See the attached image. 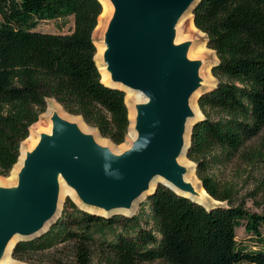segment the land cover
Returning a JSON list of instances; mask_svg holds the SVG:
<instances>
[{
  "label": "trees",
  "instance_id": "16d2710c",
  "mask_svg": "<svg viewBox=\"0 0 264 264\" xmlns=\"http://www.w3.org/2000/svg\"><path fill=\"white\" fill-rule=\"evenodd\" d=\"M99 0H0V175L17 163L20 144L53 98L69 114L115 144L130 120L125 93L102 82L93 32ZM71 19L65 33L37 29L43 21ZM194 26L218 61L216 85L202 93V117L191 130L186 157L212 207L176 194L163 184L147 196L145 225L137 216L103 217L66 197L59 216L41 235L19 240L14 259L31 264H264V211L250 212L241 194L213 172L236 158L257 159L249 144L264 132V0H200ZM120 221V222H119ZM120 223V224H119ZM137 223V221H136ZM253 246L236 240V229ZM111 235V238H108Z\"/></svg>",
  "mask_w": 264,
  "mask_h": 264
},
{
  "label": "water",
  "instance_id": "95a60500",
  "mask_svg": "<svg viewBox=\"0 0 264 264\" xmlns=\"http://www.w3.org/2000/svg\"><path fill=\"white\" fill-rule=\"evenodd\" d=\"M110 1L114 10L105 32L103 57L111 82L143 98L135 105L136 137L129 149L115 154L53 114L51 132L41 133L27 152L17 184L0 186V261L14 235L20 237L11 247V257L16 242L41 235L56 220L61 212V181L74 192L77 201L66 196L77 205L106 212L130 209L158 184L191 200L197 195L185 180L186 169L178 158L186 157L197 121L184 148L185 126L194 115L189 99L201 85L200 62L187 57L189 42L176 44L174 39L179 19L187 10L193 15L200 0ZM156 176L165 182L147 192Z\"/></svg>",
  "mask_w": 264,
  "mask_h": 264
},
{
  "label": "rangeland",
  "instance_id": "374dc122",
  "mask_svg": "<svg viewBox=\"0 0 264 264\" xmlns=\"http://www.w3.org/2000/svg\"><path fill=\"white\" fill-rule=\"evenodd\" d=\"M112 8H113V6H112ZM113 10H114V8H113ZM111 17H112V14L108 17V19H106L104 27L102 26L101 29L94 30V32H93L94 42L100 41L104 45L105 32H106V29H107V26H108V23H109ZM188 26H189V22H188ZM70 27H71V19L55 20V21L50 20V21L41 22L37 26V29L40 31H45V32L65 33L70 29ZM176 29H177V32H176ZM178 30H180V31L183 30L182 22L180 24H178V26L175 27V37H176V35L178 36V32H179ZM191 30H192V33H187L186 31L182 32L183 34H190V36L186 37L184 39H180L176 44H180L183 42H189L188 51L193 45L196 47H199L203 51L202 55H196V56L190 58L191 60H197L200 62L198 71H199V77L201 78V85L196 90V92H195L196 95L193 96L195 94L194 93L189 99V105H190L191 110L193 111V109L191 107L192 101H195V103L197 105L198 96L201 95L202 93H204L205 91L209 90L210 88L214 87V85H216V83H217L216 77H214L212 72H211V67L217 63L218 58H217L214 50H212L206 46V35H205V33H203L200 30H196L195 28H191ZM206 71H208L211 74V77L208 79L209 83L204 82L203 73ZM51 100H54V99L53 98L47 99V101H51ZM139 102H141V101L135 102L133 104V109L135 111L134 121H135V116H136L135 105ZM46 106H47V103H46ZM127 109H128V107H127ZM198 109H199V107H198ZM42 115H43V113L40 114L38 120L36 121V123L33 126H35L41 122V116ZM200 117H202V115ZM129 128H130V125H129ZM133 130H134V126H133ZM30 132H31V128H29V134H30ZM128 132H129V129H128ZM135 137H136L135 132H134V136L132 138H130L128 136V133H127L125 140L122 143L115 144V143L111 142L112 145L109 148L115 154H120V153L124 152L125 150H127L131 147L132 142L135 139ZM20 146H21V144H20ZM248 148L251 150H253V149L254 150H260L261 156L258 157L257 159H252V160H245L244 158L238 157L232 163L228 164L226 167L215 166L213 168V172L216 174V176L222 182L232 183L241 194H244L245 192H251V194H253L252 192H256L255 197H253V198L250 197L246 200V207L249 209L250 212L261 213L264 211V132L261 135H259L255 140H253L249 144ZM185 159L189 160L187 157ZM192 163H193V167H194L195 163L194 162H192ZM181 165L187 171V167L184 164H181ZM11 170H12V168H11ZM11 170L9 171L7 176L0 175V182H6L7 181L8 177L10 176ZM17 179H18V177L16 178L14 184L7 185L5 187L15 186L17 184ZM199 183H200V181H199ZM66 197L67 196H64L63 198L59 199L60 209L62 208L63 202H64ZM145 198L146 197H142L139 200H137V202H134L131 206V208L134 209L133 213L131 212L128 215H125V214H123L119 211H116V210H114L111 213L108 212V214H107L108 216H119V217H121V216H130V217L131 216H137V219L135 221L131 222L130 223L131 225L128 226L127 228L121 227L120 225L117 224V228H116L117 231L122 232V233H131L132 231L137 230L140 226L143 227L145 225V220H146L147 214H148V208L145 207L144 212L140 213L141 205L144 202ZM216 204H219V202L213 200L210 196L207 198V200L204 203V205L208 208L212 207ZM78 205L80 208L85 209L84 206H86V205L79 204V203H78ZM136 221H137V223H136ZM108 238H111V235ZM236 240L239 243L247 244L249 246H253V244H254L252 241V238H250V234L246 233L242 227H239L236 229ZM12 259L14 261L20 263V264H31L28 262H24V261L14 259L13 257H12ZM92 264H101L98 261L97 256L94 257ZM154 264H164V263L157 262Z\"/></svg>",
  "mask_w": 264,
  "mask_h": 264
},
{
  "label": "bare ground",
  "instance_id": "6f19581e",
  "mask_svg": "<svg viewBox=\"0 0 264 264\" xmlns=\"http://www.w3.org/2000/svg\"><path fill=\"white\" fill-rule=\"evenodd\" d=\"M99 1L101 2L103 9H102V13L98 19V23H97L95 30L101 29L102 26L104 27L106 19H108V17L113 12V8H112V4H111L110 0H99ZM181 22H182L183 30H181V31L178 30L179 31L178 36L176 35V37L174 39V43H177L180 39H184V38L190 36V34H183L182 32L186 31L187 33H192L191 28H195L196 30H198L193 24V15L191 14L190 10H187L181 16V18L179 19L176 26H178V24H180ZM188 22H189V26H188ZM176 32H177V29H176ZM94 44L96 47L95 61H96L97 67L100 71V74L102 76V82L109 85V86H115L118 88H122L124 90L125 103L128 107L129 119H130V128H129L128 136L130 138H132L134 136L133 126H134V114H135V111L133 109V104L135 102H138V101H143V98L140 96L139 93L131 91L128 88H125L120 84L111 82L110 74L106 69V64H105L104 57H103L105 47L102 44V42H100V41L94 42ZM202 53H203V51L199 47H196L193 45L189 49V51L187 53V57L190 59L196 55H202ZM203 77H204V82L209 83L208 79L211 77V74L208 71H206L203 73ZM195 95H196V93L193 96H195ZM191 107L193 109L194 115H193V117L188 119L187 124L185 126V132H184V136H183L184 148L188 145V142H189V133H190V128H191L192 123L194 121H196L201 116V112L198 109L195 101H192ZM53 114H57L59 117L75 124L81 132L91 135L93 137V139L95 140V142L98 143L99 145L106 146L108 148L112 145L109 140H107L106 138H102L99 135L96 128L87 125L85 122H83V120L79 116H75V115L67 113L62 108V106L60 104H58L55 100L47 101V108H46V111L41 116V122L38 123L37 125L33 126V127L32 126L30 127L31 132H30L29 136L21 143L20 155H19L17 163L13 166L11 173H10V176L8 177L7 181L6 182H0V186H7V185L14 184V182L17 178V175H18L21 167L23 166L27 152L31 151L36 146V144L39 141V135L41 133H50L51 132V129H52L51 116ZM185 158L186 157L184 155H180L178 158V162H179V164H184L187 167V171L185 172L184 178L187 182H189L193 186V188L197 192V195L193 196L192 198H193V200L201 202L204 204L205 201L207 200V198L209 197V195L205 192V190L203 188H201L199 180H198V178L194 172L193 163L190 160H186ZM159 182H165V180L159 176L154 177L153 180L150 182L149 189L147 192H150ZM179 193L186 195V196H189L187 193H183L181 191H179ZM66 195H70L72 198H74L77 201L74 192L68 190L66 188V186L61 181L59 197L63 198ZM144 195L145 194H143L140 198H142ZM84 208L87 211L95 212L98 214H102V215L108 214V212H106L102 209H99V208H95V207H91V206H84ZM133 210H134L133 208H130V209H118L116 211H119L125 215H128L131 212L133 213ZM113 211H111V212H113ZM111 212H109V213H111ZM46 226H44L42 228V230H40L36 234L45 230ZM19 237L20 236L16 234L11 238V240L7 244V247L5 249V253L3 255V258L0 261V264H20V263L14 261L12 259V257L10 256L11 247H12L13 243Z\"/></svg>",
  "mask_w": 264,
  "mask_h": 264
}]
</instances>
